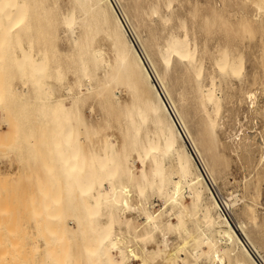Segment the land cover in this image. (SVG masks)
I'll list each match as a JSON object with an SVG mask.
<instances>
[{
  "label": "bare ground",
  "instance_id": "1",
  "mask_svg": "<svg viewBox=\"0 0 264 264\" xmlns=\"http://www.w3.org/2000/svg\"><path fill=\"white\" fill-rule=\"evenodd\" d=\"M253 3L256 13L232 22L215 5L207 12L198 2L182 8L180 0H68L66 7L61 0H0V81L4 61L20 84L11 85L13 75L9 86L0 82V107L9 94L16 119L33 112L36 123L28 125L26 141L36 150L39 125L42 163L50 179L60 172L66 191L57 201L53 192L56 202L44 213L54 222L50 235L56 233L63 254L55 259L57 251H48L52 264H78L76 244L84 264H264V236L252 231L257 200L245 205L246 222L234 225L227 210L238 203L221 199L212 188L228 152L250 161L264 142V130L257 133L259 144L257 135L239 131L221 136L231 116L239 121L230 104L248 100L254 108L256 93L264 98V0ZM224 27L231 38L223 44L217 36L213 50L210 38ZM256 30L260 55L253 53L258 56L249 70V47L243 51L241 36ZM64 40L66 51L60 47ZM90 100L102 112L95 122L83 111ZM4 115L10 118L9 123L2 115L9 135L16 120ZM259 152L252 163L257 170L264 166L263 147ZM55 243L54 250L60 246Z\"/></svg>",
  "mask_w": 264,
  "mask_h": 264
},
{
  "label": "rangeland",
  "instance_id": "2",
  "mask_svg": "<svg viewBox=\"0 0 264 264\" xmlns=\"http://www.w3.org/2000/svg\"><path fill=\"white\" fill-rule=\"evenodd\" d=\"M61 1H62V4L65 5V7H66L67 4H68V0H61ZM182 1L183 0H180V3H181L180 7H182V8H184V6H185L186 9L187 8L190 9L191 4L198 2L200 4L201 8L204 9L205 11H207V12H211L212 11L211 9L215 5L214 8H217L218 10H220L221 14L224 17H226L227 19L230 18V17L233 18L235 16L233 19L230 18V20L232 22H236V20H238V18L247 17V15L251 16L253 14V12L256 13L255 12L256 11V6L254 5L255 3H253L254 0H212V1L211 0H195V2H193L194 0H189V3H191L190 5H189L188 1H185V0L183 2ZM207 1L209 3H211V4H213V6L211 4H209ZM206 2L208 4L204 5ZM187 3H188V7L186 5ZM221 3L223 4V7L224 6H226V7L223 8ZM176 7H178V6H176ZM180 7H178V8H180ZM208 8H210V9H208ZM228 10H230L231 15H233V14L234 15L231 16V15L227 14V12L230 13ZM235 10L238 12V14H240V15L242 14V15L240 16L237 13H235L234 12ZM261 21L264 22V15L261 16ZM223 29L224 30H221V33H219L220 35L219 34H215V36H212L213 38L212 37L210 38L211 39L210 41H212L211 44L213 45V46L210 45V42H209V46L211 48L215 47L214 44H215V40L217 39V36L221 37V39L224 38L223 39L224 41L222 40L223 44H227L228 43L229 39L231 38V36H230L231 32H228V31L225 32V27ZM142 30H141L142 36L144 34V37L147 38L148 37L147 30L146 29L144 30V28ZM160 31H161L160 29L156 30L158 35H165L164 32L161 31L162 32L161 33ZM223 32H224V34H223ZM145 33H147V35ZM244 34L247 35V36H244ZM242 35L243 36H241V37H242V41H243L242 44L243 45L241 44V47L245 46V47H243V51H245L249 47L246 50L247 52H244V53L247 54V55L244 54V57H247V58H245L246 67H247V69L250 70L251 66H253V63L255 61L254 58H256V56L260 55L259 54L260 49L258 50V47H257L260 33H259L258 30H256L254 33L252 32V35H251L250 32L245 31ZM249 35L251 37L245 38V37H248ZM255 36H257V39L256 38L254 39ZM62 37L65 38V36H63V34H62ZM212 39H214V41ZM245 39H248L249 41L246 40L247 42H244ZM252 39L256 40V41H254L255 43L253 42ZM250 42L252 44H245V43H250ZM66 43H67V41L64 40L60 44V47H61V49L63 51H66L67 47L69 49V44L68 43L66 44ZM66 45H67V47H65L66 48L65 49L63 46H66ZM101 45H102V47L104 48V50L108 54L111 53L110 52V47L107 44V42L103 41V42H101ZM247 45H249V46H247ZM250 46H251V48H250ZM252 47L254 48L253 49L254 52L252 50L249 51V49H252ZM212 49H210V50L213 51L214 49L213 50ZM253 53L258 54V55H255ZM253 55H255L254 58H253ZM248 56H249V58H248ZM207 57L209 58L210 55H206V58ZM208 58L206 60L207 63H208V61H210V60H208ZM2 63H3V65H2L3 67L1 66L2 67V69H1L2 70V80L1 81H5V83H6L7 81L11 80L13 78V76H14L12 81H9V82L10 83L14 82V83L11 84L13 86L14 85H20L19 82H18L19 80H18L17 76L15 78V74H13L14 70L13 71L9 70L8 69L9 65L7 64V66H6V63H4V61ZM208 64L210 65V62ZM208 64H206L207 67L209 66ZM3 69H4L5 72L3 71ZM11 71H12V74L10 73ZM5 73H6V75L4 76ZM7 74H11V75H7ZM99 74L101 75V73H99ZM10 76H12L11 79H10ZM70 80L72 81L73 78L70 77ZM8 84L9 83H6L7 86H9ZM249 89L251 90V88H249V87L247 88L246 87V90H249ZM238 93H239V95H238ZM240 93L243 96L242 92H240V91L238 92L237 91V98H243L240 95ZM261 96L262 95H261L260 92L256 93V97H255V104L256 105H254V108H251L250 106H249L250 108L248 107V105H250L248 100H247V103L245 102V103H242V104L237 103L236 100H235L234 101V106H233V104H230V107H232L234 110L238 109L237 112L239 114L237 113L238 114L237 115V117H238L237 119H239V121L237 122V120H235L234 116H231L229 118V120L226 121L225 131H227V132H225L224 134L221 135L222 139H225L226 135L228 133L229 134H235L237 131H239L238 134H241V136L252 135V137H253V136L257 135L256 139H257L258 144H259L260 140L263 141L262 138H260L261 135L257 134L261 130L262 131L264 130V113L261 114L262 112H264V107H262V106H264V98H263V96L262 97ZM10 97L11 96L9 94L8 95L6 94V100L8 102L10 101ZM127 98L128 97L125 94V92H122L121 99L125 100ZM6 100L4 101L3 108L0 107V110L4 109L6 107L5 110L3 111L4 114L5 113L9 114V115L12 114L11 116L14 117V118H12V120L14 121V119H15L16 122H14L15 124L13 123V125H12V126H14L15 130L13 131V129L11 128L12 132L10 131V134L8 135V133H9L8 132V128L4 125L3 122L9 121V123H10V118H8L9 116L1 114V113H3L2 110L0 111V121L1 122L3 121L2 122L3 124L0 122V157L5 155V157H2L1 160H0V164H1L0 165V264H52L51 261H50V254L51 253H49L48 251H51L52 249H53V251H51L52 253L53 252L55 253L57 251L55 254L53 253L54 257H56L55 259H58V257H60V255H58V254H61V256L63 254L61 253L62 252L61 251L62 248H60L61 247V244L59 243L60 241L56 240V237H57L56 233L53 232L54 235H53V233H52V235H50L51 234L50 232L53 231V228L55 226L53 224L54 222H52L50 220V218H47V217H50L49 214H44V213H46V211L47 212L50 211L49 208L53 207L54 202H56L57 199L59 198L58 195H60L61 198H65L66 191L63 189L64 181L61 180V182H60V180L58 179V177L60 175V172H58V171L54 174V176H56V177L50 179V176L48 175V172L45 169L46 166H44V164H43L44 163L43 162L44 159L42 160V158H44L45 150H44V146H43V141L41 140L42 139V137H41L42 132L41 131L39 132V130H40V126L39 125H36V126H38V128H36L37 131H36L34 140H36L35 143H37V144H38V139H40V141H42V142L39 141L40 144L36 145L37 146L35 148L36 150H34V149L31 150L32 147L29 148L30 147L29 146L30 140H29L28 137L30 136V133H28L29 130H27V129L29 128V126L30 127H34V125H32V124H34V122L36 121V116H34L33 112L31 113V115H29L28 118L32 119L31 122H30V120L28 118L27 119H23V120L22 119L19 120L17 118L18 119L17 120L16 117L18 115L15 114L16 110H18L17 109V104H13V105H15V106H13L12 105L13 101L12 102L10 101L9 103H7ZM5 104H6V106H5ZM97 104L98 103L95 100L94 101L90 100L86 104V106L83 108L84 113L86 112L85 113L86 117L89 120L94 121V122L97 119L102 117L101 109H100L99 105L97 106ZM8 105H10V107H9L10 109L7 107ZM91 107L94 108V111L92 113H90L91 109H89ZM261 108H263V109H261ZM6 109H7L8 112H5ZM256 109H258L259 112ZM89 110H90V112H88ZM257 112H258V114H257ZM2 115L5 116V119L7 121L6 120L4 121L2 119L3 118ZM33 117H34L35 120H33ZM25 120H27V121H25ZM234 120H235V122H234ZM17 123H18V125H17ZM26 123H27V125H26ZM192 127L195 130L193 124H192ZM18 129L20 131L23 130L21 134H22V136L24 134L23 137L26 136L24 138L25 140H23L21 134L19 135L17 133ZM6 132H8V133H6ZM11 134L13 136L17 137L18 139L15 138V140H14V137L12 139V135ZM9 137H11V139H12L14 144H12V143H11L12 145L10 144V142H12V141L10 140ZM8 138H9L10 142L8 141ZM26 138L28 139L27 141L29 143L26 141ZM5 139H7V140L4 143ZM260 144L263 147V154H264V142H262V143L260 142ZM8 145H10V146H8ZM258 146H259V151H260L262 149V147L260 145H258ZM38 148H39L40 152H39ZM259 151L257 150L253 154L254 156L252 155L253 159L250 160V161L248 160L249 162L246 161L247 159H243V157L241 158V157H238V156H236L234 154H232L233 155L232 156L228 152L229 157H226L222 167L221 166L219 167V169L217 171V174H216L217 180H216V183L214 185H212V188H213V191L215 192V194L218 197H220L221 199H225V201H227L226 199L229 200V199L233 198L230 201L233 202V200L234 201L236 200V203H238V204H235L233 207H231L230 210H227V214L229 216V219L234 225H238V223L240 221H245L244 217L242 216V212H243V210L245 208V205L246 204H250V203H254V201L257 200V202H255V205L257 203V205L255 206V210H257L256 213L258 214V215L256 214L257 215V219H258L257 220L258 223H257L256 227L254 226L255 228L253 226H250L248 228L251 230V228L253 227L252 231H253L254 235L256 233L261 234L260 232H263L262 235H260V236L258 234L255 235V236H258V237L262 238V236H264V173H263V169H262L264 166L260 165L258 167V170H257V168L255 169V167L253 168V166L255 165V160H257L258 157L260 156V152ZM244 160H245L246 163L244 162ZM2 161H4V162L6 161L7 163L5 164ZM241 161H242V163H241ZM251 164H252V168H251ZM263 164H264V162H263ZM261 166H262V168H260ZM255 175L259 178V179H257L259 182H257V180H256L257 177ZM36 177H37V179H36ZM58 183H59L60 188H58V185H57ZM44 184H45V186H44ZM50 184H51V186H50ZM42 186H44V188ZM40 187H42L43 189L40 188ZM55 188H56V190H55ZM57 188H58V192H57ZM254 188H256V189H254ZM49 189H50V191H49ZM39 190H42V191H39ZM43 190H44V192H43ZM46 190H48L47 191V196H45L43 194V193L46 194ZM54 190L57 192V194H55ZM53 192L58 197L55 196L54 194H52ZM256 193L257 194L260 193V195H257ZM51 194H52V197H54V199L56 201L54 199H53V201H51ZM233 195H234V197H232ZM250 195L252 197H250ZM30 196L32 197V199L30 198ZM235 196H236V199H235ZM258 196H259V198H258ZM255 197H257L258 199H256ZM250 198H252L253 200L252 199L250 200ZM45 200H46V203H45ZM47 205H49V207ZM32 206H34V207H32ZM44 206L45 207L47 206V207L44 208ZM33 208H37V210L34 209L35 215L33 213ZM39 209L41 210L40 211L41 213L39 212ZM47 209H49V211ZM37 211L39 212L38 214H36ZM34 216L36 217V219L38 218L37 221H36ZM44 219H46L45 222H44ZM48 219L50 220V222H48ZM41 222L43 223L42 224L43 228L41 226ZM44 223L45 224L47 223L48 225L47 224L45 225ZM50 223H52V224L50 225ZM70 224H71L70 226H72V227L74 226V224L72 222H70ZM45 226L48 227V228L50 227L52 229V231L49 228L50 231L48 232L47 231L48 228L45 229ZM43 229H45V231ZM40 234L42 236H40ZM44 234H49V236L47 235L48 237H46V238H49V239L46 240V241L44 240L45 239ZM33 238H35V239H33ZM53 239L56 240V241H54ZM57 239H58V237H57ZM263 239L264 238H262V240ZM47 241H50V243H47ZM55 242H58V246L60 244L59 247L55 248L56 250H54V248H53L57 244ZM35 244H37L36 247H35ZM48 246H50L49 250H47ZM75 246L77 247V244ZM75 246L73 248L75 249L74 252L76 253V251H78V249L75 248ZM30 248H32V249H30ZM30 250H32V251H30ZM46 250H47V252H46ZM35 251H36V254H34ZM75 253H73V254L76 255L75 257L78 258V260H79L78 264H81V263L84 264L83 262H85V259L82 262V260H81L82 256L80 255V252L78 251V253H76V254ZM260 254H261L262 257H264V244H263V246L260 249ZM74 262H77V259L74 260ZM226 263H228V260H227ZM134 264H139V263L135 262Z\"/></svg>",
  "mask_w": 264,
  "mask_h": 264
}]
</instances>
